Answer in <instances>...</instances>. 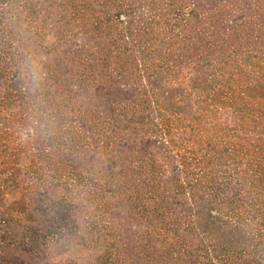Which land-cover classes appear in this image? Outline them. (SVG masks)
<instances>
[{"label":"rangeland","instance_id":"1","mask_svg":"<svg viewBox=\"0 0 264 264\" xmlns=\"http://www.w3.org/2000/svg\"><path fill=\"white\" fill-rule=\"evenodd\" d=\"M0 264H264V0H0Z\"/></svg>","mask_w":264,"mask_h":264},{"label":"clouds","instance_id":"2","mask_svg":"<svg viewBox=\"0 0 264 264\" xmlns=\"http://www.w3.org/2000/svg\"><path fill=\"white\" fill-rule=\"evenodd\" d=\"M26 67H27V71H28L30 78H31L32 86L34 88L39 87L40 83L42 82V80L44 78V73L41 71V68L39 67L37 61L30 59L27 62Z\"/></svg>","mask_w":264,"mask_h":264}]
</instances>
